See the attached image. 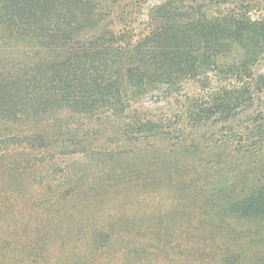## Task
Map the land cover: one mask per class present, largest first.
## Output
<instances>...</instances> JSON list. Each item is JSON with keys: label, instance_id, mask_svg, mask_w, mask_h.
Returning a JSON list of instances; mask_svg holds the SVG:
<instances>
[{"label": "trees", "instance_id": "obj_1", "mask_svg": "<svg viewBox=\"0 0 264 264\" xmlns=\"http://www.w3.org/2000/svg\"><path fill=\"white\" fill-rule=\"evenodd\" d=\"M75 118L227 176L221 222L264 241V0H0V261L10 192L97 139ZM254 242L221 263L264 260Z\"/></svg>", "mask_w": 264, "mask_h": 264}, {"label": "rangeland", "instance_id": "obj_2", "mask_svg": "<svg viewBox=\"0 0 264 264\" xmlns=\"http://www.w3.org/2000/svg\"><path fill=\"white\" fill-rule=\"evenodd\" d=\"M100 120L73 121V129L84 123L97 138L88 152L59 157L55 175L49 165L37 164L34 181L10 192L11 247L0 263L222 264L224 246L243 252L244 240L253 238L254 245L264 247L259 230L221 222L227 176L195 174L190 155L127 144L112 132L111 120ZM41 181L50 188L36 185ZM96 228L109 233L100 250L91 233ZM249 256L239 264H264L259 255Z\"/></svg>", "mask_w": 264, "mask_h": 264}]
</instances>
